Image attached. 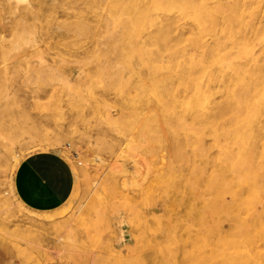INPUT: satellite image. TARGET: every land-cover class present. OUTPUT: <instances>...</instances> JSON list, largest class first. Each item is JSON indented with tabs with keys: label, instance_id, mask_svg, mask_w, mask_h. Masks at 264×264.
<instances>
[{
	"label": "bare ground",
	"instance_id": "obj_1",
	"mask_svg": "<svg viewBox=\"0 0 264 264\" xmlns=\"http://www.w3.org/2000/svg\"><path fill=\"white\" fill-rule=\"evenodd\" d=\"M18 1L0 0V55L27 45L14 56L22 64L33 55L30 65L37 68L44 53L68 63L65 57L80 54L83 45L66 35L49 43L45 33L65 28L87 34L92 44L81 53L107 69L120 66L122 82L137 85L129 95L123 85L118 88L122 102L116 114L106 115L108 128L130 134L137 123L170 149L165 171L140 187L121 264L263 262L264 0H109L103 3V30L86 17L99 0H81L80 6L75 0L61 5L41 0L46 4L24 9ZM74 8L77 13L68 12ZM145 105L153 115H143ZM10 108L5 104L0 113L7 116ZM17 131L39 136L28 122ZM136 138H130L128 150ZM36 149L58 148L46 139ZM72 174L86 176L76 167ZM104 188L98 196L106 194ZM10 190L17 198L13 185ZM90 207H97L95 201ZM6 237L25 263L24 248L2 222L0 243ZM5 257L0 244V264Z\"/></svg>",
	"mask_w": 264,
	"mask_h": 264
},
{
	"label": "rangeland",
	"instance_id": "obj_2",
	"mask_svg": "<svg viewBox=\"0 0 264 264\" xmlns=\"http://www.w3.org/2000/svg\"><path fill=\"white\" fill-rule=\"evenodd\" d=\"M108 1L99 0L97 6L87 9L88 22L100 30L106 22L103 3ZM73 2L48 1L58 5ZM75 2L81 5V0ZM29 3L46 4L41 0H19L18 6L24 9ZM57 11L62 14L60 7ZM76 11L74 8L68 12ZM178 33L175 29L173 35ZM64 35L83 45L78 50L80 54L65 57L68 63L56 62L44 53L37 68L30 65L33 55L23 57L28 62L24 61V65L14 56L24 54L27 45L0 55V110L5 104L11 105L9 115L0 113V123L4 125L0 129V223L16 237L26 258L25 263L20 260L19 248L6 237L4 244L0 243L6 264L125 262L128 255L124 249L132 236L129 214H133V204L141 200L140 187L152 185L153 177L162 174L169 162L168 145L159 146L140 131L139 124L132 126L130 134L108 128L106 115L116 114L122 102L118 88L123 85L129 95L137 85L122 82L120 66L107 69L81 53L92 44L87 34L77 35L61 28L44 36L51 43ZM259 50V41H255L254 51ZM143 115H153L150 105L144 106ZM27 122L37 127L38 138L17 131ZM135 136L133 149L128 150L126 145ZM46 139L59 151H38L37 144ZM19 158L22 160L17 163ZM35 158H40L38 171L31 169L30 173L26 168ZM73 167L86 176L75 179ZM182 171L185 174L188 168ZM62 176H66L65 180ZM51 179L62 189H52ZM11 185L17 198L11 193ZM103 187L106 194L98 196ZM56 189L62 196L57 197ZM94 201L97 207L91 208Z\"/></svg>",
	"mask_w": 264,
	"mask_h": 264
},
{
	"label": "crops",
	"instance_id": "obj_3",
	"mask_svg": "<svg viewBox=\"0 0 264 264\" xmlns=\"http://www.w3.org/2000/svg\"><path fill=\"white\" fill-rule=\"evenodd\" d=\"M45 158H48V157H45ZM37 160H40V158H35L30 165L28 164V166H27L28 168H26L28 170V172L31 173L32 170L38 171V166L39 165H37ZM59 169H61V168H59ZM62 177H63L62 179L65 180L66 176L65 177L62 176ZM51 181H52V183H51ZM51 181H49V185L52 186V189H53V187L58 188V186L60 187V189H62V186L59 183L55 182L56 181L55 179L54 180L51 179ZM56 194H57V197H59L60 195L62 196L61 191H59L58 189H56Z\"/></svg>",
	"mask_w": 264,
	"mask_h": 264
}]
</instances>
